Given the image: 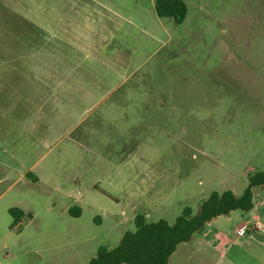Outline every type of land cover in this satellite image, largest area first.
Segmentation results:
<instances>
[{"label": "rangeland", "instance_id": "obj_1", "mask_svg": "<svg viewBox=\"0 0 264 264\" xmlns=\"http://www.w3.org/2000/svg\"><path fill=\"white\" fill-rule=\"evenodd\" d=\"M181 1L175 24L154 0H0V264H88L264 172V0ZM252 202L263 230L220 216L224 255L167 264H264V185Z\"/></svg>", "mask_w": 264, "mask_h": 264}, {"label": "trees", "instance_id": "obj_2", "mask_svg": "<svg viewBox=\"0 0 264 264\" xmlns=\"http://www.w3.org/2000/svg\"><path fill=\"white\" fill-rule=\"evenodd\" d=\"M157 17L172 19L181 24L187 7L181 0H154ZM264 185V172L249 176L247 187L240 196L232 191L212 192L201 204L196 214L184 208L172 224L164 219L146 222L144 216H136L134 230L125 232L112 249L100 247L88 264H167L176 247L186 243L207 222L235 211L249 212L253 208V188ZM12 217V229L23 212L18 208L8 209Z\"/></svg>", "mask_w": 264, "mask_h": 264}, {"label": "crops", "instance_id": "obj_3", "mask_svg": "<svg viewBox=\"0 0 264 264\" xmlns=\"http://www.w3.org/2000/svg\"><path fill=\"white\" fill-rule=\"evenodd\" d=\"M253 210V209H252ZM243 212V214L238 215L239 220L236 222L232 229V233L235 234V230L240 227L241 225L245 223H254L258 222L260 223V218L254 214L253 212ZM236 212V211H235ZM235 212L230 213L229 215L225 216L227 220H232V215H237ZM220 217V216H219ZM219 217L215 218L214 220L207 222L204 224L191 238L188 242L183 243L187 245L188 243L192 242L194 239H196V244L201 246H205V248L210 249L216 253H220V255H224L229 245H231V240L227 237L225 233H223L220 229H211L212 224H217ZM263 230V229H262ZM258 233V232H253ZM252 233H250L249 236H251ZM242 240V239H239ZM177 248V247H176ZM176 250V249H175ZM175 252V251H174ZM174 254V253H173ZM172 254V255H173ZM171 255V256H172ZM170 256V257H171Z\"/></svg>", "mask_w": 264, "mask_h": 264}, {"label": "built area", "instance_id": "obj_4", "mask_svg": "<svg viewBox=\"0 0 264 264\" xmlns=\"http://www.w3.org/2000/svg\"><path fill=\"white\" fill-rule=\"evenodd\" d=\"M262 229H263V226L258 222L245 223L235 230V236L238 239H242L246 234H250L253 232H259Z\"/></svg>", "mask_w": 264, "mask_h": 264}]
</instances>
